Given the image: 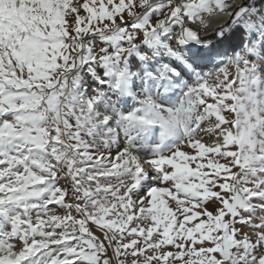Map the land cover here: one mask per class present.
<instances>
[{"label": "snow or ice", "instance_id": "obj_1", "mask_svg": "<svg viewBox=\"0 0 264 264\" xmlns=\"http://www.w3.org/2000/svg\"><path fill=\"white\" fill-rule=\"evenodd\" d=\"M0 264H264V0H0Z\"/></svg>", "mask_w": 264, "mask_h": 264}, {"label": "rangeland", "instance_id": "obj_2", "mask_svg": "<svg viewBox=\"0 0 264 264\" xmlns=\"http://www.w3.org/2000/svg\"><path fill=\"white\" fill-rule=\"evenodd\" d=\"M208 70H210V69H205V71H208Z\"/></svg>", "mask_w": 264, "mask_h": 264}]
</instances>
